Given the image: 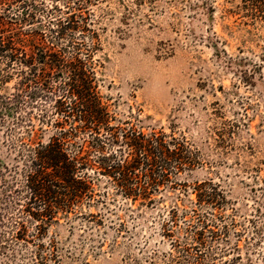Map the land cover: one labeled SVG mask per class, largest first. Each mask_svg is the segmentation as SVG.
I'll list each match as a JSON object with an SVG mask.
<instances>
[{"label":"rangeland","instance_id":"obj_1","mask_svg":"<svg viewBox=\"0 0 264 264\" xmlns=\"http://www.w3.org/2000/svg\"><path fill=\"white\" fill-rule=\"evenodd\" d=\"M25 1L13 12L14 28L25 33L29 50L40 37L27 35L44 32L48 11L65 4ZM240 4L103 0L92 8L100 35L93 67L112 125L176 138L195 166L172 176L152 204L116 195L107 178L97 177L95 200L61 216L41 241L0 236V264H35L39 244L43 257L54 251L60 264H174V243L187 248L197 233H204L198 254L205 264H264V23L241 19ZM3 70L0 96L10 116L0 124V161L12 167L11 138L29 125L39 131L42 105L53 103L31 102L22 86L26 67ZM52 134L46 128L37 138L47 142ZM199 195L213 204L199 203Z\"/></svg>","mask_w":264,"mask_h":264},{"label":"trees","instance_id":"obj_2","mask_svg":"<svg viewBox=\"0 0 264 264\" xmlns=\"http://www.w3.org/2000/svg\"><path fill=\"white\" fill-rule=\"evenodd\" d=\"M58 1L65 10L48 11L45 31L27 35L40 37L28 50L21 39L25 33L14 28L19 17L13 14L27 2L0 0V68L26 67L29 77L22 86L31 102L42 97L53 103L42 105L39 131L29 125L24 136L11 138L16 163L10 167L0 161V236L11 234V240L26 245L41 241L42 231L61 216L69 219L94 201L97 177L107 178L116 195L152 204L172 176L195 166L190 148L176 138L112 125L93 67L100 35L92 8L103 0ZM237 11L249 23H264V0H241ZM9 114L7 99L0 96V124H7ZM46 128L53 134L43 142L37 136ZM204 201L213 204L212 198L199 195V203ZM31 230L34 234L29 235ZM205 244L204 233H197L187 248L175 242L179 256L174 264H205L198 254ZM37 249L35 264H60L54 251L48 259L40 254L43 245Z\"/></svg>","mask_w":264,"mask_h":264}]
</instances>
